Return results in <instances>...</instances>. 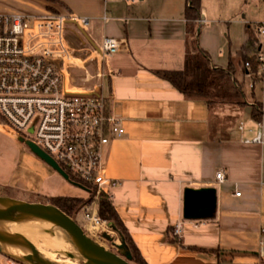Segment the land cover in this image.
Listing matches in <instances>:
<instances>
[{
    "label": "crops",
    "instance_id": "1",
    "mask_svg": "<svg viewBox=\"0 0 264 264\" xmlns=\"http://www.w3.org/2000/svg\"><path fill=\"white\" fill-rule=\"evenodd\" d=\"M61 1L67 14L90 17L88 30L73 20L67 25L74 57L69 79L78 88L115 93L114 109L126 132L107 155V173L117 183L108 181L105 189L148 262L264 264V122L241 106L258 127L246 119L234 125L228 117L239 112L231 109L235 103L189 96L156 72L185 68L186 0H133L126 6L120 0ZM47 5V0L30 2L29 10L43 12ZM203 15L206 20L204 10ZM106 36L121 46L104 57ZM200 45L204 48L201 40ZM259 131L263 141L255 139ZM220 169L224 181L217 178ZM68 185L79 191L68 192ZM77 186L0 127V194L90 195ZM187 187H215L216 208L186 217ZM178 222L185 228L175 234Z\"/></svg>",
    "mask_w": 264,
    "mask_h": 264
},
{
    "label": "built area",
    "instance_id": "2",
    "mask_svg": "<svg viewBox=\"0 0 264 264\" xmlns=\"http://www.w3.org/2000/svg\"><path fill=\"white\" fill-rule=\"evenodd\" d=\"M69 20L85 26L90 17L48 10L0 12V113L7 119L6 123L0 121V127L12 129L28 145L37 143L68 173L69 181L94 191V200L81 211L96 230L99 224L111 225L99 216L98 199L110 195L104 187L107 180L117 183L107 173L106 160L113 141L121 138L126 128L115 112L114 92L72 85L73 47L66 34ZM254 26L258 37L250 39L244 68L253 78V86L258 81L264 88V16ZM120 46L119 39L106 36L100 50L105 57ZM257 121L263 124L264 117ZM255 139L263 141L262 131ZM71 175L92 187L75 183ZM217 178L226 180V172L220 169ZM184 228V223L178 222L175 234ZM0 264L26 263L10 257L0 259Z\"/></svg>",
    "mask_w": 264,
    "mask_h": 264
},
{
    "label": "rangeland",
    "instance_id": "3",
    "mask_svg": "<svg viewBox=\"0 0 264 264\" xmlns=\"http://www.w3.org/2000/svg\"><path fill=\"white\" fill-rule=\"evenodd\" d=\"M41 1L42 0H0V12H33L31 9L29 10V8H31L29 7L30 2L38 5ZM47 1L48 5L46 6V10L64 13L67 12L65 5H63V3L59 0ZM120 1L124 6H126V3L133 5V0ZM171 1L175 4V0ZM202 4V8L206 14V20H201L203 24L198 21L202 24L200 28L201 32L199 33L202 45L209 52L210 56L218 62V64H224V67H227L230 61L234 63L236 67L234 76L241 83L244 90V98L247 99V104L244 107L251 105V103L257 104L258 102H262V108L264 109L262 100L264 98L263 84L256 81L255 86H253L254 80L251 75L246 73L244 68V55L250 48V39L254 41L258 37V32L254 23L264 16V0H202ZM180 5H182V1L180 2ZM175 8L178 7L175 6L174 8H170V10L175 12ZM70 22L71 20H69L68 23ZM84 27L88 30V26ZM83 32L85 33V31ZM78 80H80V78H78ZM230 104L233 105L234 103L230 102ZM235 105L236 104H234L231 109L233 108L239 112L229 116L228 122L232 121L234 125H238L241 119H246L248 120L247 124L249 126H253L254 129H257L258 124L251 119V114L244 107L240 106L235 108ZM248 125L247 129L249 127ZM10 130L13 132L12 129ZM32 165L33 164L29 162L28 166L30 172L33 171ZM35 173H38L37 168ZM107 185L108 180L104 183V187ZM67 191L77 192L79 189L68 185ZM17 197L30 201H48L51 199L50 197L41 194L25 195L18 193ZM81 207V210H83L84 205ZM71 215H74L86 231L98 241L103 243L106 247L120 252L121 254H125V248L122 249L119 247V243L124 242V239L122 238L123 236L113 225L105 226L99 224V228L95 230L89 224V220L85 217L83 211L76 210ZM98 230L102 233L98 232ZM36 241L47 254L54 258L75 262H83L85 260L68 233L60 235L56 241L50 242L47 241V238L41 237L36 238ZM125 245L126 248L129 249L127 244ZM10 257L12 256L5 254L0 249V259L5 260Z\"/></svg>",
    "mask_w": 264,
    "mask_h": 264
},
{
    "label": "water",
    "instance_id": "4",
    "mask_svg": "<svg viewBox=\"0 0 264 264\" xmlns=\"http://www.w3.org/2000/svg\"><path fill=\"white\" fill-rule=\"evenodd\" d=\"M251 109L252 105H249L247 110L251 111ZM29 146L65 177L69 176L59 163L37 143L31 141ZM216 206L217 191L215 187L186 188L184 206L186 217H202L206 210L215 209ZM9 222L27 227L61 226L68 232L85 260L75 262L54 258L47 254L29 235L14 234L7 230L4 225ZM119 247L125 248V254L106 247L90 235L74 215L69 214L55 203L41 200L30 201L0 194V249L5 254L26 264H135L132 261L133 255L130 249H127L123 242L119 243Z\"/></svg>",
    "mask_w": 264,
    "mask_h": 264
},
{
    "label": "trees",
    "instance_id": "5",
    "mask_svg": "<svg viewBox=\"0 0 264 264\" xmlns=\"http://www.w3.org/2000/svg\"><path fill=\"white\" fill-rule=\"evenodd\" d=\"M63 5L66 6V4ZM202 0H186V18L188 22V50L186 54V65L182 70L157 69L156 72L170 80L177 88L189 96L205 97L210 104L215 102H232L239 106H245L247 99L244 98V90L241 83L235 78L236 67L230 61L227 67L214 64L209 52L200 45L199 27L203 15ZM199 21V22H198ZM247 58L244 55V60ZM234 77V78H233ZM257 103V102H256ZM252 116L260 120L264 117L262 102L253 104ZM0 121L7 119L0 113ZM73 181L91 188L88 181L71 175ZM47 202L55 203L69 214L81 211L82 205L94 200V191L88 197L75 195H54ZM98 213L101 219L108 220L111 225L118 229L124 244H127L132 252V261L135 264H150L136 243L124 219L120 215L114 199L110 195H103L98 199Z\"/></svg>",
    "mask_w": 264,
    "mask_h": 264
},
{
    "label": "bare ground",
    "instance_id": "6",
    "mask_svg": "<svg viewBox=\"0 0 264 264\" xmlns=\"http://www.w3.org/2000/svg\"><path fill=\"white\" fill-rule=\"evenodd\" d=\"M4 227L14 234L27 233L31 238L36 241V238H47V241H56L63 233L68 232L61 226L57 225H42L35 227H25L19 225L15 222H9L4 225ZM93 229L96 226H92ZM69 235V234H68Z\"/></svg>",
    "mask_w": 264,
    "mask_h": 264
}]
</instances>
